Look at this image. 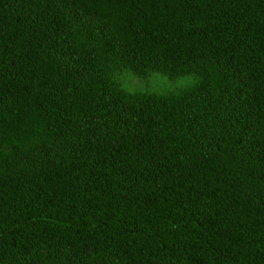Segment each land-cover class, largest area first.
I'll return each instance as SVG.
<instances>
[{
  "label": "trees",
  "instance_id": "1",
  "mask_svg": "<svg viewBox=\"0 0 264 264\" xmlns=\"http://www.w3.org/2000/svg\"><path fill=\"white\" fill-rule=\"evenodd\" d=\"M0 264H264V0H0Z\"/></svg>",
  "mask_w": 264,
  "mask_h": 264
},
{
  "label": "rangeland",
  "instance_id": "2",
  "mask_svg": "<svg viewBox=\"0 0 264 264\" xmlns=\"http://www.w3.org/2000/svg\"><path fill=\"white\" fill-rule=\"evenodd\" d=\"M123 85L131 90H137L139 92H167L173 90L178 86L185 85L191 81L188 76H183L169 81L165 76L156 73L151 76L148 80H142L132 75H126L124 77ZM190 79V80H189Z\"/></svg>",
  "mask_w": 264,
  "mask_h": 264
}]
</instances>
